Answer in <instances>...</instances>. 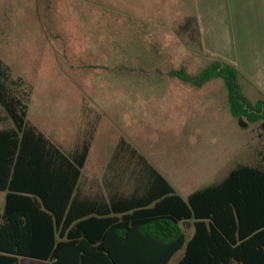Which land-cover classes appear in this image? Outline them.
Here are the masks:
<instances>
[{"label":"rangeland","instance_id":"1","mask_svg":"<svg viewBox=\"0 0 264 264\" xmlns=\"http://www.w3.org/2000/svg\"><path fill=\"white\" fill-rule=\"evenodd\" d=\"M175 1L0 0V58L33 86L29 116L41 129L75 133V117L91 106L103 136L124 133L185 195L239 163L264 164V130L238 123L222 77L197 86L169 71L198 74L221 60L255 103L264 99V50L253 47L249 5H206L218 17L203 16L211 24L200 23L201 33L198 15L184 18L188 6ZM19 264L53 263L20 256Z\"/></svg>","mask_w":264,"mask_h":264},{"label":"trees","instance_id":"2","mask_svg":"<svg viewBox=\"0 0 264 264\" xmlns=\"http://www.w3.org/2000/svg\"><path fill=\"white\" fill-rule=\"evenodd\" d=\"M169 73L197 86L213 77H222L228 89L230 110L238 123L246 128L249 121H261L264 130V99L253 103L245 96L238 81L239 71L234 66L214 59L198 74L185 68ZM32 93L31 83L21 75H14L11 66L0 58V109L5 113L0 114V124L6 120L13 123L12 127L0 128L1 153L5 161L17 159L16 170L18 165L21 170L25 153H31L34 165L29 181H15L13 177L6 182L1 178L0 189L7 191V202L0 208V264H19L20 256L53 264H168L180 249L183 254L176 264H264V164L239 163L219 182L195 189L183 198L124 137L119 140L115 158L127 161L131 175L156 178L154 183H148L151 197L146 203L123 215L124 236L140 235V245L109 246L103 239L97 246H88L90 241L85 246L83 241L71 238L76 234L73 230L64 235L67 222L59 234L60 210L48 192L59 181L60 173L58 169L50 173V164L45 159H74V174L78 176L101 116L98 113L97 120L85 129L86 138L80 149L65 156L59 145L29 119ZM18 189L32 191L41 198L56 217L55 230L48 224L45 230H39L42 227L37 221L44 217L34 209L28 213V219L34 221L32 225L14 214L13 198L17 194L13 191ZM128 221L131 227L127 226ZM137 225L144 231L137 233ZM100 226L102 223L97 229ZM60 237L66 240L61 241Z\"/></svg>","mask_w":264,"mask_h":264},{"label":"crops","instance_id":"3","mask_svg":"<svg viewBox=\"0 0 264 264\" xmlns=\"http://www.w3.org/2000/svg\"><path fill=\"white\" fill-rule=\"evenodd\" d=\"M178 1L188 6V10L184 13V18L186 15L193 14L194 12L199 17V19H197L199 25L202 22L210 23L203 19V16H207L208 18L218 17V15L212 12V6H210L209 9L206 7V5H211L210 3H219V6L222 7L223 3L221 2L224 1L235 7L239 5L238 9L242 8L244 5H249L253 33L252 40H256V44L254 42L253 47L264 50V0H197L196 3H194V0H177L174 2L173 8L177 6ZM194 4L200 7L199 11H193ZM160 5H163V1ZM225 5L227 4L225 3ZM233 18V16H230L229 21L233 22ZM217 22L223 23V20L214 21V23ZM163 27L166 28V26ZM171 29L172 33L177 37L178 31L176 32L175 28L172 27ZM202 30L203 28L200 25V32L204 33ZM182 32H188V30H183ZM261 33L262 36L260 35ZM92 111V107L89 106L86 108V112L82 114L80 121L75 117V133H71L70 131L72 125L67 127L69 131L66 130L67 128H64L65 131L64 129L62 130L63 125L59 127V137H56L53 132L50 133L49 131L47 132L41 129L30 116L29 119L51 140L57 143L66 156L80 149L79 147L86 138V135H84L85 129L89 127V123L93 120H97L98 112ZM100 123L92 140L88 157L81 167L78 176L74 174V159L67 157L65 159L46 157L45 159V161L50 164V173L53 172V169L54 171L58 169V173H60L59 181H55L58 185L57 183H53L50 192H48L49 198L53 200L54 205H58L60 210L59 221L57 222L59 234L64 230V223L67 222L68 224H66L64 235H67L70 230H73L76 234L71 238H74L77 242L83 241L85 246H87L88 241L91 242L88 246H97L103 239L107 241V245L109 246L115 245L124 247L136 244L140 245V235L124 236L123 230L125 229L122 225L124 220L123 215L138 208L134 206L146 203L147 199L151 197V192H149L151 186H149L148 183H154L156 178L155 176L131 175L126 167L127 161L115 158V150L121 137H124L132 145L133 143L124 133L118 135L115 139L114 136H112L113 134L103 136V134L100 133ZM44 125L48 126V128L53 126L51 122L46 121ZM12 126L13 123L9 120L0 124V128ZM2 147L3 145L0 144V181L1 178H3L6 182H9L13 177H15V181H19L20 179L29 181L33 174L34 167L31 153H25L21 170L19 165L16 170L17 159L7 161L6 158L5 161V157L3 153H1ZM167 180L172 185L168 178ZM18 190L19 191H13V194H17V196L13 198L14 214L18 215L19 219L23 222L28 221L29 224L32 225L34 221L28 219V216L34 209L44 217L43 220L37 221L42 227L39 230H45L46 224L50 225V227L55 230V227H57L56 217L52 211L48 210L42 204L41 198L32 191L26 189ZM177 193L180 194L178 191ZM189 193L190 192L185 195H180L186 198ZM140 201L142 202L140 203ZM6 202L7 191L0 189L1 210L5 207ZM131 203L136 204L131 205ZM99 223H102V226L97 229ZM130 223L131 222L128 221L127 226L131 227ZM136 228L137 233L144 231L141 225H137ZM189 232L191 233V230H189ZM190 233H188V236ZM60 239L61 241H63V239L66 240L61 237Z\"/></svg>","mask_w":264,"mask_h":264}]
</instances>
